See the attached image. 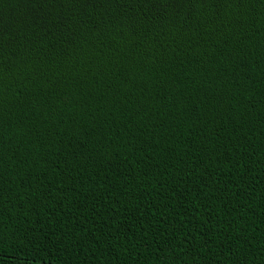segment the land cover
<instances>
[{
  "label": "trees",
  "instance_id": "obj_1",
  "mask_svg": "<svg viewBox=\"0 0 264 264\" xmlns=\"http://www.w3.org/2000/svg\"><path fill=\"white\" fill-rule=\"evenodd\" d=\"M0 264H264V0H0Z\"/></svg>",
  "mask_w": 264,
  "mask_h": 264
}]
</instances>
